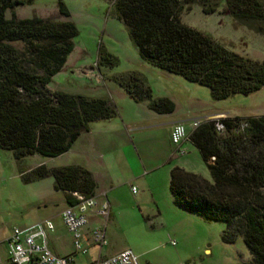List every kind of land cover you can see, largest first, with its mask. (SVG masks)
<instances>
[{
  "label": "trees",
  "instance_id": "obj_1",
  "mask_svg": "<svg viewBox=\"0 0 264 264\" xmlns=\"http://www.w3.org/2000/svg\"><path fill=\"white\" fill-rule=\"evenodd\" d=\"M32 0H0V150L15 161L27 156L57 158L69 151L89 124L118 115L106 99L87 98L47 85L65 66L78 35L69 12L58 0L65 20L5 18V11ZM223 13L264 35V0H111L140 58L158 70L206 87L215 101L264 87V61L252 60L222 47L208 35L181 23L183 11L199 5L204 14ZM114 65V58L101 54ZM134 102H148L158 114H171L168 98H151L145 80L135 72L113 76ZM202 121L188 140L206 165L212 182L179 167L171 168L168 188L174 206L208 222L226 225L222 240L242 237L252 264H264V116L224 117ZM245 123L246 127L239 130ZM213 158V160H211ZM24 184L52 178L66 206L77 203L73 193L95 197L92 174L79 166L38 165L21 171Z\"/></svg>",
  "mask_w": 264,
  "mask_h": 264
},
{
  "label": "rangeland",
  "instance_id": "obj_2",
  "mask_svg": "<svg viewBox=\"0 0 264 264\" xmlns=\"http://www.w3.org/2000/svg\"><path fill=\"white\" fill-rule=\"evenodd\" d=\"M61 1L69 12L66 20L74 24L78 35L73 39V50L67 56L65 66L47 85L49 91L106 99L113 102L119 112V91L123 89L113 76L135 72L145 80L152 99H170L177 113L189 112L187 118L202 121L207 114L242 119L264 116V87L249 95L234 94L215 101L208 88L162 72L144 62L123 23L117 18L111 0ZM223 8L221 1L216 12L204 14L199 5H192L188 11H183L180 20L183 25L208 35L227 50L252 60L264 61V35L251 26L234 21L223 13ZM12 17L65 20L59 16L58 0H32L31 3L15 6L5 11L6 19ZM99 52L112 56L115 64H108L107 58H100ZM135 103L140 109L143 104H148L146 101ZM194 150V153L181 158L190 161L187 172L211 183L206 165L198 151ZM14 161L10 152L0 150V253L5 251V239L12 229H24L52 217L54 221L59 220L57 214L60 209L51 203L44 206L38 196L40 185H46L42 192L46 193L49 202L58 201V195L62 194L53 190L51 178L24 184L16 172L38 162L50 163L52 160L32 155L16 164ZM161 173L162 170H158L149 181L159 192L158 205L143 196L139 185H136L137 195L130 192V196L123 189L119 215L114 225L109 222L105 235L109 248L131 250L137 255L138 264H252L241 236L232 243L222 240L225 223L208 222L197 214L174 206L166 175L164 188L161 186ZM140 195L143 197L141 211L133 201ZM170 240L175 241V246L169 244ZM90 261L89 254L74 257L75 264H91Z\"/></svg>",
  "mask_w": 264,
  "mask_h": 264
},
{
  "label": "crops",
  "instance_id": "obj_3",
  "mask_svg": "<svg viewBox=\"0 0 264 264\" xmlns=\"http://www.w3.org/2000/svg\"><path fill=\"white\" fill-rule=\"evenodd\" d=\"M119 97H121V100H119L121 106L118 115L109 120L89 124L88 130L80 134L68 152L51 159L50 163L38 162L29 168L16 170L18 176L21 171L44 164L50 168L73 165L88 170L96 182L95 197L98 199L105 198L109 203V219L105 228V235L107 229L109 230V222L114 225L117 220L119 215L118 207L123 199L122 191L124 188L127 190L128 195H130V192L137 195L138 189L136 185H139L143 196L150 198L158 205L159 192H157L152 182H149L155 172L162 170L161 186L164 188V179L167 176L169 181L171 168L179 167L189 171L190 161L182 160L184 157L174 155V147L170 142V133L173 125L180 123L184 125L188 137L192 131L190 122L197 120L187 118V115H189L188 111L183 114L177 113L176 107L171 114H158L150 110L148 104H143L140 109L139 105L123 90L119 91ZM111 104L113 105L114 103L112 102ZM216 115L207 114L203 120L214 118ZM182 147L186 152L185 155L195 152V147L188 138L183 142ZM14 162L16 164L17 161ZM44 186L46 187V185H40L41 192L38 195L41 197L44 206L51 203L60 209L57 214L59 220L54 221V217L52 219H44L50 220L54 225V231L47 234V246L57 256L71 255L73 254L71 239L60 219V213L66 208L64 196L59 192L62 195H58V201L56 203L55 201L53 203L49 202L46 193L42 192ZM132 187L136 189L135 193L131 191ZM133 199L134 204L140 210L143 197L140 195ZM98 221L96 217L91 216L89 226L85 232L88 234L91 227ZM7 238L5 239V244ZM84 244L88 248L86 254H89L91 264L122 251L109 248L107 241L106 245L101 248L93 246L87 241ZM5 262L10 264L6 245L5 251L0 253V264H5Z\"/></svg>",
  "mask_w": 264,
  "mask_h": 264
},
{
  "label": "built area",
  "instance_id": "obj_4",
  "mask_svg": "<svg viewBox=\"0 0 264 264\" xmlns=\"http://www.w3.org/2000/svg\"><path fill=\"white\" fill-rule=\"evenodd\" d=\"M224 115H216L214 118H207L202 121H216L214 129L218 134L224 132V126L219 122ZM192 120L191 129H195L202 122ZM246 127L243 123L239 130ZM184 125L178 123L173 125L170 133V142L174 147V155L179 157L185 155L182 147L187 139ZM213 160V158H211ZM131 191L135 193V188ZM77 203L73 206H66L60 213L63 227L70 236L73 254L57 256L47 246V234L54 231V225L50 220H44L28 226L24 229L14 228L6 240L7 257L10 264H74L75 255L87 253L85 242L99 248L106 245L105 228L109 219V203L105 198L97 197L84 198L73 193ZM94 216L99 221L91 227L88 234L85 232L89 226L90 217ZM169 244L175 246V241L170 240ZM137 256L129 249L105 259H100L94 264H138Z\"/></svg>",
  "mask_w": 264,
  "mask_h": 264
}]
</instances>
